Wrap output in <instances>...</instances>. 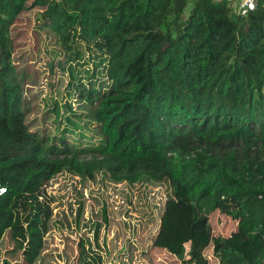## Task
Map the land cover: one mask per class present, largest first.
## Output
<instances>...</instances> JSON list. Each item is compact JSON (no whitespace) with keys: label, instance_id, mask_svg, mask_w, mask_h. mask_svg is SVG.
<instances>
[{"label":"trees","instance_id":"16d2710c","mask_svg":"<svg viewBox=\"0 0 264 264\" xmlns=\"http://www.w3.org/2000/svg\"><path fill=\"white\" fill-rule=\"evenodd\" d=\"M31 10L36 31L48 30L60 47L50 77L68 71L67 95L79 96L77 108L51 96L40 128L30 120L32 73L13 59V28ZM85 50L96 52L92 68ZM0 124L27 145L0 151V241L17 220L15 197L58 174L84 183L147 178L169 188L144 254L150 263L264 264V0L242 13L227 0H0ZM73 127L79 143L69 139ZM91 131L98 141L86 137ZM84 209L81 201L78 225ZM217 211L237 222L231 234L205 229ZM101 217L110 221L106 205ZM84 225L93 238L80 241L76 264H104L103 221ZM29 228L26 236L39 233ZM126 237L118 229L111 251ZM34 243L25 248L30 262ZM128 245L119 264H138L137 246Z\"/></svg>","mask_w":264,"mask_h":264},{"label":"rangeland","instance_id":"374dc122","mask_svg":"<svg viewBox=\"0 0 264 264\" xmlns=\"http://www.w3.org/2000/svg\"><path fill=\"white\" fill-rule=\"evenodd\" d=\"M190 8L189 5L183 15L184 18L188 17ZM37 14L38 10L23 12L13 28L16 43L13 59L16 64H25L27 71L32 73V78L26 81L31 80L26 85V89H29L27 90L28 100L32 104L30 120L33 128L43 126L44 113L50 109L48 102L51 101V96H56L62 103L66 99L70 100L74 108L79 105L78 90L72 97L68 96L65 90L70 79L69 72L59 70L57 67L56 71H59H55L56 74H51V77L49 75L51 69L48 64L52 59H58L60 54L54 53V50L60 47L56 46L48 30L36 31ZM95 53L85 50L84 60L89 61L91 68ZM73 67L75 74H78L81 63L74 64ZM50 81L51 84L48 85ZM84 82L88 83L89 79H85ZM59 92L61 95L58 97ZM48 123L51 129L58 132L52 122ZM62 127L65 126L62 125ZM71 129L73 131L68 132L69 139L79 143L81 129L75 127ZM85 134L86 137L94 136V140H99L93 131L85 132ZM26 147L22 139L8 133L0 124L1 152L21 153ZM104 182L84 183L80 177L64 172L46 184L37 185L29 192L15 197L13 209L17 220L5 231L0 241V264H76L80 241L87 237L93 238V228L86 227L85 221L95 219L97 215L98 219L104 223L100 236V242L104 248V264H119L120 254L129 253V250L125 251V246L129 247L128 241L138 248L136 263L139 264L140 261L151 264L152 262L150 263L144 254L150 250L153 237L161 223V208L169 195L167 183H156L147 178H142L136 183ZM37 198L39 201H36ZM81 201L85 203V211L83 222L81 221L78 225L76 213ZM104 205L108 209L109 222H105L101 217ZM36 220L37 223H35ZM112 220H115L117 224H113ZM67 222L71 224L66 225ZM124 222L131 224L129 230L125 229ZM236 224L237 222L231 217L217 211L206 220L205 229L207 230L208 226L214 235L227 236L235 230ZM27 227H30V232L35 228L39 233L26 236ZM118 229L126 232L127 237L120 245L121 250L112 252L113 246L109 240ZM20 237L35 241L33 249L37 246L39 251L35 261L30 262L32 259H27V254H30V250L25 249L28 240L24 243L19 239ZM210 238L211 235H208L199 241L197 247L199 252L204 251ZM139 257H141L140 260L137 259Z\"/></svg>","mask_w":264,"mask_h":264},{"label":"built area","instance_id":"2783aa9c","mask_svg":"<svg viewBox=\"0 0 264 264\" xmlns=\"http://www.w3.org/2000/svg\"><path fill=\"white\" fill-rule=\"evenodd\" d=\"M217 1H222V0H217ZM227 1L233 5V8L237 13L253 10L258 2V0H227ZM3 191L4 189H1L0 193Z\"/></svg>","mask_w":264,"mask_h":264}]
</instances>
